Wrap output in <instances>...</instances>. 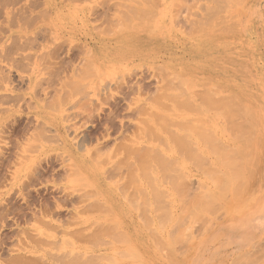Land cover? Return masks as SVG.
<instances>
[{"label": "rangeland", "instance_id": "374dc122", "mask_svg": "<svg viewBox=\"0 0 264 264\" xmlns=\"http://www.w3.org/2000/svg\"><path fill=\"white\" fill-rule=\"evenodd\" d=\"M159 109L163 139L205 145L184 138L179 166L151 153L163 183L148 197L138 157L167 144L150 138ZM259 214L264 0H0V264H138L133 251L140 264H264Z\"/></svg>", "mask_w": 264, "mask_h": 264}, {"label": "bare ground", "instance_id": "6f19581e", "mask_svg": "<svg viewBox=\"0 0 264 264\" xmlns=\"http://www.w3.org/2000/svg\"><path fill=\"white\" fill-rule=\"evenodd\" d=\"M192 42H193V41H192ZM210 50H211V49H210ZM219 52H220V51H219ZM183 53H184V52H183ZM242 64H243V63H242ZM244 72H245V71H244ZM229 75H230V74H229ZM245 80H246V79H245ZM240 81H241V80H240ZM165 87H166V86H164V88H165ZM215 88H216V87H215ZM167 89H168V88L166 87L165 90H167ZM169 89H170V88H169ZM169 89H168V90H169ZM212 89H213V88H212ZM217 89H218V88H217ZM169 91H170V90H169ZM201 91H202V90H201ZM167 92H168V91H167ZM203 92H204V90H203ZM208 92H209V91H208ZM217 92H218V91H217ZM200 93H201V92H200ZM210 94H211V93H210ZM212 94H213V93H212ZM214 94H215V93H214ZM214 94H213V95H214ZM201 95H202V93H201ZM165 96H166V95H165ZM167 96H168V95H167ZM209 96H210V95H209ZM203 97H204V96H203ZM166 98H167V97H166ZM210 98H211V97H210ZM163 99H164V97H163ZM207 99H209V98H207ZM207 99H205V100H207ZM211 99L213 100V98H211ZM214 99H215V98H214ZM219 99H220V98H219ZM221 99H222V98H221ZM245 99H247V98H245ZM164 101H165V100H164ZM208 101H210V100H208ZM221 101H222V100H221ZM161 102H162V101H161ZM165 102H166V101H165ZM192 102H193V101H192ZM210 102L215 103V102H219V100H218V101H210ZM238 102H240V101L238 100ZM157 103H158V102H157ZM162 103H163V102H162ZM162 103H161V105H162ZM208 103H209V102H208ZM219 103H220V102H219ZM240 103H241V102H240ZM206 104H207V103H206ZM221 104H222V103H221ZM161 105L159 104V107H160ZM209 105H211V103H210ZM212 105L214 106L215 104H212ZM228 105H229V104H228ZM165 106H166V105H165ZM239 106H240V105H239ZM161 107L163 108V106H161ZM192 107H195L196 111L198 110V109L196 108V106L192 105L191 108H192ZM197 107H199V106H197ZM219 107H220V106H219ZM188 108H189V107H188ZM241 108H242V107H241ZM244 108H246V107H244ZM244 108H243V109H244ZM164 109H166V108L164 107ZM192 109H193V108H192ZM221 109H223V108H221ZM224 109H225V106H224ZM228 109H229V107H228ZM162 110H163V109H159V110H157V111L153 110V111H154V116H153V119H151V121H150L148 127H150L151 130L154 129V131L152 130V133H153L154 135H153V134L151 133V131L149 130L150 133H151L150 135H152V136H150V135H149V136H150V138H153L154 141H157L158 139H160V141L158 140L159 142H164V143H167V144H166V145H165V144L162 145V147H157V146H156V145H158L157 143H155V145H154V144H151V145L148 146V147H149V152H148V149L145 148V150H147V151L144 150V151L146 152L145 154H144V152H143V155H141V156H140V153H139V155H136L137 157L140 156L141 158L138 157V159H140V160L142 161V162L140 161V163L138 164V171H139V168H140V171H141L142 174H145V172H147L146 174H148V177H145V182L148 180V181H147V183H148L147 185H148V186L150 185V194H148V197H149V195H152L153 193H155V191H156V192L161 191V190H157V189H161V188H162V184H161V183H163V181H162V179H163V178H162L163 175H162L159 171L157 172V171L155 170L156 167H155V168L153 167V164H154L155 162H156V164H157V162H158V164L160 163L159 161H155V160L152 159V154H153V153H155L156 155L160 154V157H161V158L165 156V158H166V159L164 158L165 160H167V159L170 160V159H171L170 157H172L173 159H175V161L171 159L170 162H171V164L174 162L172 165L175 166V165H178V164H176V163L179 162V157H182V156H183V154H182V150H183V151H186L184 148L181 149V148L183 147V146H181V142H182V140H183V141H186L184 138L190 140V141H189V144L192 145V146H191V149H192L191 151H194V150H195L194 152H196V153H201V152H203L202 149L204 148V147L202 148V144H201V142L204 141V140H202L201 138L199 139V138H198L199 136H197V138H198V139H197L196 136H193L192 134H190V131L187 132V135H184L183 137L180 136V135H178V134H175V135L170 136L171 138H169L168 140H166L165 138L163 139L162 137H163L164 134H163V135H160V134H161V133H160V132H161V131H160V126L156 123V121L159 120L158 122H160V120H161L160 123L163 124V126H164L165 128H168V126H169V123H168V122H169V118H170V117H168V114H167L168 112H167L166 110H164V111L167 112L166 114H165L164 111H162ZM193 110H194V109H193ZM204 110H205V109H204ZM218 110H219V108H218ZM240 110H241V109H240ZM189 111H191V109H190ZM189 111H186V112H189ZM196 111L194 110V112H196ZM224 111H227V110H224ZM242 111H243V110H242ZM192 112H193V111H192ZM198 112H199V111H198ZM198 112H196V113H198ZM201 112H203V111H201ZM205 112H206V111H204V113H205ZM230 112H231V111H230V109H229V112H227V113H229V115H228V114L226 115V114H225L226 112H225V113H222L223 115L220 114L221 112H220L219 114H220V116H222V117H221L222 119H224V118L226 119V116H227V119L229 120V118H230L229 116H230V114H232V112H231V113H230ZM247 112H248V111H247ZM169 113H170V111H169ZM216 113H217V112H216ZM216 113H215V115H216ZM206 114H207V113H206ZM171 115H172V114H171ZM198 115H200V114H198ZM225 115H226V116H225ZM233 115H234V114H233ZM169 116H170V115H169ZM228 117H229V118H228ZM232 117H233V116H231V118H232ZM212 118H213V116H212ZM221 118H220V119H221ZM231 118H230V119H231ZM233 118H234V117H233ZM233 118H232V119H233ZM243 118H244V117H243ZM191 119H192V118H191ZM191 119L189 118V121H190ZM195 119H196V118H195ZM213 119H214V118H213ZM227 119H226V120H227ZM247 119H248V118H247ZM192 120H193V119H192ZM209 120H210V119H209ZM228 120L226 121L227 123H229ZM237 120H238V119H237ZM164 121H165L166 123H165ZM195 121H196V120H195ZM195 121H193V122H194V123H197V122H198V121H197V122H195ZM201 121H203V120H200L199 122L201 123ZM235 121H236V120H234V122H235ZM238 121H239V120H238ZM163 122H164L165 124H164ZM190 122H191V121H190ZM190 122H189V123H190ZM193 122H192V123H193ZM203 122H204V121H203ZM209 122H211V121H209ZM214 122H215V121H214ZM253 122H254V121H253ZM257 122H258V121H257ZM212 123H213V122H212ZM221 123H222V122H221ZM230 123H231V122H230ZM190 124H191V123H190ZM197 124H198V123H197ZM201 124H202V123H201ZM225 124H226V123H225ZM232 124H233V123H232ZM211 125H212V124H211ZM227 125H228V124H227ZM230 125H231V124H230ZM243 125H244V124H243ZM225 126H226V125H225ZM239 126H240V125H239ZM227 127H228V126H227ZM229 127H230V126H229ZM236 127H237V126H236ZM244 127H245V126H244ZM150 128H149V129H150ZM209 128H210V127H209ZM212 128H213V127H212ZM230 128H231V127H230ZM238 128H239V127H238ZM240 128H241V126H240ZM242 128H243V127H242ZM245 128H246V127H245ZM245 128H243V129H245ZM251 128H252V127H251ZM232 129H233V128H232ZM236 129H237V128H236ZM162 130H163V129H162ZM206 130H209V129L207 128ZM225 130L227 131V130H229V129H225ZM241 130H242V129H240V131H241ZM147 131H148V129L146 130V132H147ZM149 131L147 132V134H149ZM216 131H217V130H216ZM219 131H220V130H219ZM243 131H244V130H243ZM236 132H237V130H236ZM241 132H242V131H241ZM226 133H227V132H226ZM226 133H225V134H226ZM231 133H232V132H231ZM234 133H235V132H234ZM245 133H246V131H245ZM254 133H255V132H252L253 135H254ZM212 134H213V133H212ZM229 134H230V133H229ZM209 135H210V133H209ZM219 135H220V134H219ZM231 135H232V134H231ZM237 135H238V134H237ZM237 135H235V137H236ZM249 135H251V134H249ZM211 136H213V135H211ZM233 136H234V134H233ZM247 136H248V134H247ZM207 137H209V136L207 135L206 138H207ZM213 137H214V136H213ZM249 137H250V136H249ZM252 137H253V136H252ZM204 138H205V137H204ZM204 138H203V139H204ZM210 138H211V137H210ZM210 138L205 139V140H207V141H206V144L208 143V140H209ZM216 138H217V137H216ZM223 138H225V137H223ZM230 138H231V136H230ZM250 138H251V137H250ZM214 139H215V138H214ZM217 139H218V138H217ZM217 139H216V140H212V139H210V140H212V142H213V141H214V142H215V141H216V142H217V141L220 142L219 139H218V140H217ZM151 140H152V139H151ZM163 140H164V141H163ZM201 140H202V141H201ZM239 140H240V138H239ZM248 140L250 141L249 138H248ZM248 140H247V141H248ZM154 141H152V142H154ZM200 141H201V142H200ZM242 141H243V139H242ZM247 141H246V143H247ZM190 142H191V143H190ZM212 142H209V143H210V145L212 144V147H214V148H217V149H218V147H221V145L223 146V144L218 145V144H214V143H212ZM136 143H137V142H136ZM202 143L204 144L205 141L202 142ZM209 143H208V146H207V147H209ZM221 143H222V142H221ZM247 144L249 145L250 143H247ZM204 145H205V144H204ZM213 145H214V146H213ZM215 145H216V146L218 145V146L215 147ZM224 145H225V144H224ZM232 146H233V145H232ZM246 146H247V145H246ZM251 146H252V145H251ZM192 147H194V148H192ZM223 147H224V148H223L222 153L225 152V151H224L225 146H223ZM227 147H228V146H227ZM209 148H210V147H209ZM209 148H208V149H209ZM247 149H249V148H247ZM220 150H221V149H220ZM155 151H156V152H155ZM247 151H248V150H247ZM209 152H210V151H209ZM149 153H150V154H149ZM151 153H152V154H151ZM157 153H158V154H157ZM203 153H204V152H203ZM216 153H217V152H216ZM220 153H221V152H220ZM226 153H227V151H226ZM226 153H225V154H226ZM246 153H247V152H246ZM246 153H244V154H246ZM248 153H250V151H249ZM248 153H247L246 155L249 156ZM147 154H148V155H147ZM201 154H202V153H201ZM209 154H210V153H209ZM227 154H229V153H227ZM227 154H226V155H227ZM253 154H255V153H253ZM150 155H151V156H150ZM156 155H153V157L156 156ZM229 155H230V154H229ZM229 155H228V157H229ZM235 156H236V154H235ZM235 156H234V158H235ZM238 156H239V155H238ZM238 156H236V157H238ZM243 156H244V155H243ZM248 156H246V157H248ZM232 157H233V156H232ZM239 157H240V159H241V156H239ZM243 158H244V157H243ZM249 158H250V157H249ZM154 159H156V158H154ZM176 159H178L177 162H176ZM244 159H245V158H244ZM250 159H251V158H250ZM156 160H158V159H156ZM232 160H233V159H232ZM138 162H139V161H138ZM147 162H148V163H147ZM181 163H182V162H181ZM181 163H180V164H181ZM231 163H232V162H231ZM234 163H235V162H234ZM234 163H233V164H234ZM257 163H258V162H257ZM156 164H155V165H156ZM160 164H161V163H160ZM155 165H154V166H155ZM181 165H182V164H181ZM231 165H232V164H231ZM238 165H240V164H238ZM238 165H236L235 168L238 169V167H237ZM178 166H179V165H178ZM222 166H223V164H222ZM233 167H234V166H233ZM241 167H242V166H241ZM178 168H179V169H182V168H180V167H178ZM245 168H246V164H245ZM247 168H248V167H247ZM247 168H246V169H247ZM237 169H235V170H237ZM233 170H234V169H233ZM235 170L233 171L234 173L237 172V171L235 172ZM250 170H251V169H250ZM238 171H239V170H238ZM248 171H249V169H248ZM239 172H241V168H240V171H239ZM239 172H238V173H239ZM225 174H226V173H225ZM225 174L222 173V175H223L224 177H225V176L227 177V175H225ZM229 174H231V176H232V172H231V173L229 172ZM139 175H140V174H139ZM234 175H235V174H234ZM234 175H233V178L235 179ZM239 175H240V173H239ZM239 175H238V177H239ZM141 176H142V175H140V178H142ZM150 176H151V177H150ZM220 176H221V175H220ZM220 176L218 177V180H219V181H221L220 179H223V178H224V177L222 178V176H221V177H220ZM235 176H237V175H235ZM138 177H139V176H138ZM149 177H150V178H149ZM238 177H237V178H238ZM240 177H242V176H240ZM146 178H147V180H146ZM219 178H220V179H219ZM227 178L229 179V177H227ZM230 178H232V177H230ZM233 178H232V180H233ZM237 178H236V180H237ZM142 179H144V177H143ZM225 179H226V178L223 179V182H222L223 185H222L220 182H219V185H220V186H218V188H217V185H216V188H217V189H216V188H215V189L217 190L218 194H221L220 192H222V189H223V190H224V189H227V190H228V186H229V184L226 183V180H225ZM228 179H227V180H228ZM239 179H240V180H239ZM239 179H238V180H239V182H240V184H241V178H239ZM242 179H243V178H242ZM149 180H150V181H149ZM230 180H231V179H230ZM136 181H137V180H136ZM233 181H234V180H233ZM145 182H144L143 180L140 181V182H135V183L137 184L136 187H135V188H136V192L139 193V191H140V192H144V191H146V189L148 188V186L146 185ZM149 182H151V183H149ZM224 183H226V184H224ZM152 184H153V185H152ZM238 184H239V183H238ZM225 185H227V188L225 187ZM235 185H236V182H235ZM154 186H155V187H154ZM164 186H165V185H163V187H164ZM222 186H223V188H222ZM243 186H244V185H243ZM132 187H133V186H132ZM151 187H152V188H151ZM219 187H221V190H220V191H219V189H220ZM235 187H237V185H236ZM165 188H166V187H165ZM237 188H238V187H237ZM148 189H149V188H148ZM151 189H154V190H152V191H154V192H152ZM173 189H174V188H173ZM137 190H139V191H137ZM166 190H167V193H169V195H172L170 192H168L170 189L168 190V189L166 188ZM227 190H224V192H222V194L219 195V196H218L217 194H215V195H217L218 197H220V199H221V197H222L223 199H224V198H225V199L227 198V199H226V202L228 201V204H229V203H231V201L229 202V197H228V196L226 197L227 192H228ZM229 190H230V189H229ZM238 190H239V189H238ZM241 190H242V189H240V191H241ZM171 191H172V190H171ZM225 191H226V192H225ZM230 191H232V190H230ZM134 192H135V191H134ZM161 192H162V191H161ZM164 192H166V191H163V194H164ZM148 193H149V192H148ZM215 193H216V192H215ZM224 193H225V195H224ZM240 193H241V192H240ZM139 194L141 195L142 193H139ZM155 194H156V193H155ZM212 195H213V194H212ZM229 195H230V194H229ZM232 195H233L234 197L236 196V195H234V194H232ZM138 196H139V195H138ZM152 196H153V195H152ZM152 196H151V197H152ZM163 196H164V195H163ZM233 196L231 197V199H233ZM142 197H143V196H142ZM142 197H140V199H141ZM146 197H147V196L144 197V198H145V201H144V198H142V200L144 201V204H145V202H146L147 206H150V205H148V203L151 201V199H149V200H150V201H149L148 199H146ZM170 197H171V196H170ZM239 197H240V196H239ZM161 198H162V195H161ZM168 198H169V197H168ZM171 198H174V197L172 196ZM209 198H210V197H209ZM212 198H213V199H210V200H209V201H210V202H209V205L207 204V205H204V206H203V207L207 208V207H209V206L211 205L212 208H211V207L207 208V210H208V209L210 210V211L208 210V213H211V214H212V212H211L212 209L214 210L215 207H218V206L222 207V206L219 204V202H218L216 206H215V203H214V208H213V205H212V204H213V202H216V200H214V197H212ZM235 198H236V197H235ZM163 199H164V197H163ZM223 199H222V200H223ZM213 200H214V201H213ZM147 201H148V202H147ZM243 201H244V200H243ZM138 202H139V198H138ZM203 203H204V201H203ZM210 203H212V204H210ZM135 204H136V203H135ZM144 204H143V205H144ZM151 204H152V203H151ZM153 204H154V203H153ZM173 204H175V203H173ZM222 204H223V203H222ZM225 204H226V203H225ZM225 204H224V205H225ZM136 205H137V204H136ZM154 205H155V206H154ZM154 205H152L153 208L155 207V208L157 209V205H156V204H154ZM145 206H146V205H145ZM229 206H231V204H229ZM229 206H228V207H229ZM131 207H132V206H131ZM133 207H134V206H133ZM133 207H132V208H133ZM143 207H144V206H143ZM235 207H236V206H235ZM205 208H203V211H202V212H204V209H205ZM210 208H211V209H210ZM229 208H230V207H229ZM156 209H154V210H156ZM144 210L146 211V209H144ZM207 210H206V211H207ZM229 210H230V209H229ZM152 211H153V210H152ZM214 211H215V210H214ZM214 211H213V212H214ZM247 211H248V210H247ZM153 212H154V211H153ZM198 212L200 213V215L202 214V213L200 212V210H199ZM205 213H206V212H205ZM228 213H229V211H228ZM197 214H198V213H197ZM197 214H195V215H197ZM223 214H225V213H223ZM232 214H233V213H232ZM195 215H194L193 217H195ZM209 215H210V214H209ZM229 215H230V214H229ZM259 215H261V214H259ZM259 215H252V216H250V218H249V220H248L249 224L251 223V221H252V219L254 218V216H259ZM154 216H155V215H154ZM198 216H199V214H198ZM201 216H202V215H201ZM220 216H222V215L220 214ZM227 216H228V215H227ZM196 217H197V216H196ZM216 217H217V215H215V218H216ZM221 218H222V217H221ZM257 218H261V217H255V219H257ZM263 218H264V216H263ZM155 219H156V218H155ZM170 219H171V218H170ZM216 219H217V218H216ZM176 220H177V219H176ZM154 221H155V220H154ZM178 221H179V220H178ZM180 221H181V220H180ZM216 221H218V220H216ZM151 222H152V221H151ZM175 222L177 223V221H175ZM175 222H174V223H175ZM243 222H244V221H243ZM263 222H264V221H263ZM149 223H150V222H149ZM172 223H173V222H172ZM176 223H175V225H177ZM153 224H154V222H153ZM183 224H184V223H183ZM122 225H123V224H122ZM125 225H126V224H125ZM149 225H150V224H149ZM180 225H181V224H178V226H180ZM212 225H213V224H212ZM250 225H254V222H252ZM257 225H259V223H258ZM150 226H153V225H150ZM183 226H184V225H183ZM263 226H264V223H263L262 227H263ZM222 227H223V225H222ZM122 228H123V227H122ZM131 228H132V227H131ZM150 228H152V227H150ZM184 228H185V227H184ZM209 228H211V226H210ZM123 229H124V228H123ZM182 229H183V228H182ZM204 229H205V228H204ZM228 229H229V228H228ZM234 229H235V228H234ZM237 229H238V228H237ZM263 229H264V227H263ZM150 230H151V229H150ZM156 230L160 231V230L157 229V228H156ZM165 230H167V229L164 228V229L162 230V232H164ZM184 230H185V229H184ZM226 230H227V229H226ZM185 231H186V230H185ZM185 231H184V232H185ZM160 232H161V231H160ZM172 233H173V232H172ZM156 234H157V233H156ZM200 234H202V233H200ZM153 235H154V233H153ZM161 235H162V234H161ZM167 235H168V232H167ZM214 235H215V234H214ZM156 236H157V235H156ZM165 237H166V236H165ZM200 237H201V236H200ZM200 237H199V239H200ZM166 238H168V236H167ZM169 238H170V237H169ZM190 238H191V236H190ZM190 238H189V239H190ZM134 239H135V238H134ZM158 239H159V238H158ZM164 239H165V238H164ZM193 239H194V238H193ZM129 240H130V238H129ZM175 241H176V240H175ZM175 241H174V243H175ZM242 241H243V240H242ZM125 242H126V243L128 242V239H127V238L125 239ZM129 242H130V243H133L134 241L130 240ZM129 242H128V243H129ZM171 243H172V241H171ZM174 243H173V245H174ZM130 245H131V244H130ZM165 245H166V244H165ZM201 245H202V244H201ZM256 245H257L256 247H257V249H258V242H257ZM72 246H73V245H72ZM72 246H71V247H72ZM168 246H169V244H168ZM168 246L166 245V247H168ZM170 246H171V245H170ZM202 246H203V245H202ZM253 246H254V245H253ZM253 246H252V247H253ZM128 247H129V246H128ZM72 248H73V247H72ZM170 248H171V247H170ZM170 248H168V249L170 250ZM193 248H194V247H193ZM75 249H76V248H75ZM172 249H173V248H172ZM191 249H192V248H191ZM199 249H200V248H199ZM67 250H68V249H67ZM129 250H131L130 247H129L128 251H129ZM132 250H133V249H132ZM251 250H252V248H251ZM77 251H78V250H77ZM96 251H97V250H96ZM164 251H166V248H165ZM167 251H168V250H167ZM72 252H74V250H70L68 254H71V255H72V254H73ZM89 252H90V251H89ZM168 252H170V254H171V251H168ZM189 252H190V250H189ZM189 252H188V253H189ZM244 252H245V251H244ZM75 253H76V252H75ZM75 253H74V255H75ZM85 253H86V252H85ZM109 253H110V252H109ZM129 253H131V252L129 251ZM137 253H138V251H137ZM137 253L133 251V254H134L133 259L135 258L136 262H137L138 264H140L139 260H143V259H140V258H143V256L139 258V256H141V255H139V254H137ZM242 253H243V252H242ZM252 253H253V252H252ZM76 254H79V253L77 252ZM161 254H162V252H161ZM239 254H241V253H239ZM249 254H250V252H249ZM74 255H73V256H74ZM106 255H107V254H106ZM165 255H166V254H165ZM187 255H188V254H187ZM242 255H243V254H242ZM67 256H68V255H67ZM129 256H130V255H129ZM132 256H133V255H132ZM132 256H130V260L132 259ZM180 256H181V255H180ZM237 256H238V255H236V257H237ZM243 256H244V255H243ZM68 257H69V256H68ZM98 257H99V256H98ZM113 257H114V256H113ZM113 257H112V258H113ZM168 257H169V255H168ZM178 257H179V256H178ZM182 257H183V256H182ZM191 257H192V256H191ZM244 257H245V256H244ZM244 257H243V259H244ZM164 258H165V257H164ZM180 258H181V257H180ZM245 258H246V257H245ZM114 259H115V258H114ZM126 259H128V257H127ZM170 259H171V258H170ZM238 259H239V258H238ZM243 259H241V260H243ZM122 260H123V259H122ZM124 260H125V259H124ZM165 260H166V259H165ZM171 260H172V259H171ZM110 261H111V260H110ZM110 261H109V262H110ZM115 261H116V260H115ZM132 261H133V260H132ZM230 261H231V260H230ZM232 261H233V259H232ZM234 261H235V260H234ZM121 262H123V261H121ZM133 262H134V261H133ZM136 262H135V263H136ZM141 262H142V261H141ZM172 262L174 263V261H172ZM112 263L114 264V260L110 262V264H112ZM116 263H117V261H116ZM126 263H127V262H126ZM126 263H125V264H126ZM165 263H166V262H165ZM170 263H171V262H170ZM175 263H176V262H175ZM234 263H235V262H233L232 264H234ZM133 264H134V263H133ZM236 264H237V262H236ZM247 264H248V262H247Z\"/></svg>", "mask_w": 264, "mask_h": 264}, {"label": "crops", "instance_id": "0c3cea01", "mask_svg": "<svg viewBox=\"0 0 264 264\" xmlns=\"http://www.w3.org/2000/svg\"><path fill=\"white\" fill-rule=\"evenodd\" d=\"M263 216H264V214H261V215H259V216H254V218L252 219V221H251V223L252 222H254V225H253V229H255V230H253L252 231V233L254 234V235H257V233L258 234H260V233H264V229H263V227H262V225H263V221H264V218H263ZM255 217H261V218H257V219H255ZM250 223V224H251ZM259 223V225H257ZM252 226V225H251ZM250 226V227H251Z\"/></svg>", "mask_w": 264, "mask_h": 264}]
</instances>
